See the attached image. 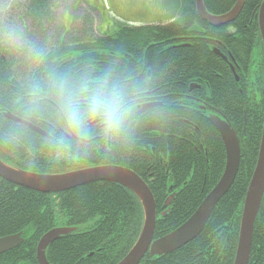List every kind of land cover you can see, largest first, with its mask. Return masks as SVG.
<instances>
[{
    "label": "flooded vegetation",
    "instance_id": "af4514ba",
    "mask_svg": "<svg viewBox=\"0 0 264 264\" xmlns=\"http://www.w3.org/2000/svg\"><path fill=\"white\" fill-rule=\"evenodd\" d=\"M140 1L144 4V11L156 14L164 13V10L160 8L163 0ZM190 4L195 5L197 12L196 0H193L192 3L190 0H173L170 7L172 18L157 20L156 22H145L137 24V26L122 22L112 23L111 19L107 17V29L113 28V31L106 32L105 30L103 34L99 32L103 19L96 8L89 7V10L85 12H91L95 16V22L97 15L100 19V23L95 25L97 33H100H98V36L113 37L120 31L132 28H153L156 35L149 42L140 44L142 46L140 55L135 54L136 48H132L133 44L123 52V55L111 53L112 76H122L124 80L119 83L124 82L126 85L136 87L133 98L123 104L125 117L120 127L107 130L102 120L90 116L84 121L82 131L74 130L66 116V106L71 102H78L82 109L86 107V104L83 103L82 94L81 98L78 94L79 98H76L75 101L60 107L47 97L39 98V95L34 93L35 90H26L24 91L25 95L20 92L22 98L16 100V103L15 94L12 97L14 110L15 105L20 108L22 107V105H19L20 103H27L29 100L35 102L34 99L39 98L46 101L45 107L48 110L46 120L30 123L27 121L30 120L28 117L26 120L20 116L18 109L13 111L12 115L17 119L29 122L32 126L41 130L44 135L24 124L13 122L41 135L43 138H38L39 140L46 139L48 141V147L54 149V151L48 155L47 160H52L53 165L50 164L46 172L15 167V163L4 157V155L15 157V135L8 136L13 139L12 141H2L1 150L3 153L0 155V161L11 168L40 175H65L97 167L124 168L140 177L150 190L159 186L160 190L168 192V197L162 205V208L167 210L172 206L178 192L183 189V183H180V175H184L186 172L193 174L197 166H200L199 160L207 161L225 155L226 165L225 144L211 119L213 117L219 118L232 127L227 112H234L237 116L241 114L244 120L242 134L246 136L247 112L258 111L257 115L259 118L261 117L264 109V42L259 23V32L255 29L249 30L251 25L234 24L238 18L232 23L215 27L205 22L197 12L199 19L206 23L203 24L191 17L190 10L186 7ZM256 18L258 21V14ZM170 24H172L173 35L171 34L170 38L159 35L157 28L166 27ZM75 25L73 24L72 29L69 31L72 34L70 42L74 39L73 30ZM252 27L254 28V26ZM62 32V42L69 44L66 38L68 33L63 29ZM168 50L172 52V68L167 65L163 66V61L158 63V61L163 60V54ZM245 57L249 60L248 65L243 63ZM167 59L166 57L164 61H167ZM115 60L123 61L127 72H114ZM65 75L77 81L76 78L82 77V72H65ZM47 80L51 83L49 79ZM112 83L114 84V82ZM229 86L232 88L230 91ZM13 89L15 91V87ZM23 106L30 107L28 104H23ZM2 114L5 116L6 112H2ZM52 115L57 119H53ZM260 122L263 123L261 131L263 132L264 113ZM5 125L12 128L8 123H5ZM235 132L241 148V135L236 130ZM100 156L111 158L110 163L98 164L96 159ZM160 175L165 177L164 184H162L164 181L159 178ZM103 183H108L132 193L119 183L107 181L94 182L58 193H42L12 183H9V185H11L12 191H15V187L24 188L31 192L44 194L49 198L52 197L55 200L62 194L65 195L75 190H82ZM132 194L138 199L134 193ZM125 197L123 204L130 206L131 202ZM153 197L155 200L154 194ZM169 199L172 200L166 206ZM138 201L142 206L141 201L139 199ZM155 204L157 218L153 243L173 232L162 237H156L159 217L156 200ZM92 214L86 220L74 225H69L64 215L59 216L56 226L49 228L39 236L37 233L27 232L0 236V240H2L20 235L21 240L20 244L12 248H9V246L0 247V264H41L38 257L39 245L47 234L55 230H70V232L62 234L46 248L44 253L46 264H119L130 253L141 232L133 245L130 246L129 239L127 245L119 247V249L123 248V251L110 260L111 253L115 254V248L111 249V247L114 244L113 242L116 241L118 232L111 231L110 234L99 232V222L104 217L98 214V211H92ZM166 214L167 212L164 211L161 215L163 217ZM120 221L124 220L121 218L117 220V222ZM115 222H111V224ZM72 237L76 238L73 239ZM253 239L255 242L253 264H264V194L254 225ZM61 246H72L77 249L78 254L70 257V253L58 252L55 247L59 248ZM128 246L130 247L126 251ZM147 255L151 258L163 257H153L150 255L149 250L139 264L146 259ZM220 258L222 260L224 256H220Z\"/></svg>",
    "mask_w": 264,
    "mask_h": 264
},
{
    "label": "trees",
    "instance_id": "16d2710c",
    "mask_svg": "<svg viewBox=\"0 0 264 264\" xmlns=\"http://www.w3.org/2000/svg\"><path fill=\"white\" fill-rule=\"evenodd\" d=\"M192 1L190 0L191 3ZM236 1L204 0V4L210 14L222 15L229 12ZM262 2L263 0H247L234 24L251 25L249 30L255 29L259 32L256 16ZM54 5L52 0H27L22 20L31 22L33 26L32 31L27 33L26 46L13 48L0 44V155L3 153L2 141H12L13 139L8 136L15 135V157L12 155H4V157L15 163V167L39 172H46L49 169L52 160H47V157L54 149L48 147L46 139H38L43 138L41 135L15 124L2 112L13 114V111L18 109L23 119L28 117L30 120H26L30 123H38V120L45 121L48 115L46 101L39 98L47 97L62 107L79 98L78 94L81 98L82 94L83 103L87 105L90 94L97 89L106 94H119L124 104L133 98L136 87L126 85L124 82L119 83L124 80L122 76H112L111 53L123 55V52L133 44L132 48H136L135 54L140 55L142 48L140 44L149 42L156 36L153 28H132L120 31L113 37L98 36L95 16L91 12H85L77 18L79 22L73 30L72 42L64 44L61 36L63 32H61L55 43L51 44L48 26L54 21L56 14ZM186 7L189 8L191 17L206 24L199 19L194 4ZM157 30L159 35L170 38L172 24L159 27ZM163 56V60L158 63L163 61V66L172 68L171 50L164 52ZM166 57L168 59L164 61ZM248 61L245 57L243 63L248 65ZM115 64L114 72H127L123 61L115 60ZM65 72H82V77L76 78V81L65 75ZM228 89L230 91L232 88L229 86ZM26 90H35L34 93L38 94L39 98H35V102L29 100L27 103H20L19 105H22L20 108L15 105L14 110L12 97L15 94L16 103V100L22 98L20 92L25 95ZM23 104H28L30 107L26 108ZM262 111L260 118L257 115L258 111L247 112L246 136L242 134L243 115L237 116L234 112H227L232 127L242 138L240 167L233 186L218 204L201 236L168 256L151 258L147 255L141 264H233L243 204L260 147L263 124L260 121L263 119L264 109ZM52 118L57 119L54 115ZM5 123L12 128L7 127ZM6 129L9 132H6ZM110 159L108 156H100L96 161L98 164H107L110 163ZM198 162L200 166H197L193 174L186 172L180 175L183 189L178 192L169 210L162 208L168 192L160 190L158 185V188H151L159 213L156 237H162L183 225L220 180L225 167V155ZM159 178L164 184L165 177L160 175ZM10 186L0 178V236L18 232L37 233L39 236L49 228L55 227L59 216L64 215L67 223L74 225L93 215L92 211H98V214L104 217L99 222L98 231L105 234H110L111 231L118 232L116 241L111 247V249L115 248V254L111 253V260L123 251V248L119 249V247L127 245L129 239L130 246L133 245L141 232L143 209L138 199L132 193L108 183L62 194L55 200L24 188L15 187V191H12ZM124 197L131 202L130 206L123 204ZM164 211L167 214L162 217ZM120 218L124 221L117 222ZM111 222L115 223L111 224ZM55 248L58 252L70 253V257L78 254L77 249L72 246ZM220 256H224V259L221 260ZM254 257L253 239L249 264L254 263Z\"/></svg>",
    "mask_w": 264,
    "mask_h": 264
},
{
    "label": "water",
    "instance_id": "95a60500",
    "mask_svg": "<svg viewBox=\"0 0 264 264\" xmlns=\"http://www.w3.org/2000/svg\"><path fill=\"white\" fill-rule=\"evenodd\" d=\"M247 0H237L234 7L226 14L212 15L205 6L203 0H196L199 16L211 26H221L234 22L241 14ZM258 23L264 42V0L258 12ZM5 116L15 122L24 124L32 130L43 134L38 128L29 122L15 118L12 114ZM213 125L221 134L226 148V165L224 173L214 189L206 196L193 215L178 229L169 235L153 241L156 226V204L151 190L134 172L119 167H97L86 171L65 175H40L32 174L19 169L11 168L0 161V177L5 181L24 187L36 192L58 193L70 190L94 182H116L134 193L141 201L144 210V225L141 234L130 253L119 264H139L146 253L150 250L151 256L169 255L193 240L198 238L204 231L220 201L227 195L233 186L239 171L241 162L240 142L235 130L226 122L213 117ZM264 194V125L260 143L257 164L252 175L246 198L244 201L240 233L234 264H249L254 225ZM169 199L166 206L169 205ZM70 230H55L47 234L38 248V257L41 264L45 262L46 248L62 234ZM20 241V242H19ZM21 243L20 235L0 240V247L17 246Z\"/></svg>",
    "mask_w": 264,
    "mask_h": 264
},
{
    "label": "rangeland",
    "instance_id": "374dc122",
    "mask_svg": "<svg viewBox=\"0 0 264 264\" xmlns=\"http://www.w3.org/2000/svg\"><path fill=\"white\" fill-rule=\"evenodd\" d=\"M55 3L56 14L54 21L48 26L50 43L54 44L62 29L68 33L66 38L70 42L72 34L69 31L73 24H78V19L89 7L96 8L103 19L99 32L103 34L107 29L106 19L112 23H125L132 26L145 22H156L172 18L173 0H163L160 8L164 13H151L144 11V4L140 0H52ZM27 0H0V44L13 48H21L27 44V33L32 31L31 22L23 21L24 8ZM75 21V23H74ZM100 23L97 15L95 25ZM61 24V25H60ZM62 27V28H61ZM98 32V33H99ZM97 33V34H98ZM99 33V34H100Z\"/></svg>",
    "mask_w": 264,
    "mask_h": 264
},
{
    "label": "clouds",
    "instance_id": "9594fccd",
    "mask_svg": "<svg viewBox=\"0 0 264 264\" xmlns=\"http://www.w3.org/2000/svg\"><path fill=\"white\" fill-rule=\"evenodd\" d=\"M66 116L72 128L77 131L83 130L84 121L88 116L99 118L106 125L107 130H114L120 127L125 117V109L119 94H106L97 89L90 94L84 109L78 102L67 104Z\"/></svg>",
    "mask_w": 264,
    "mask_h": 264
}]
</instances>
